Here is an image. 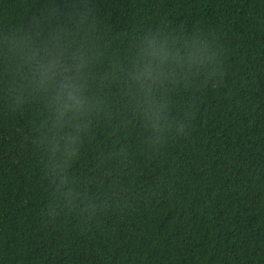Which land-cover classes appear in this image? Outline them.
Wrapping results in <instances>:
<instances>
[{"label":"trees","instance_id":"1","mask_svg":"<svg viewBox=\"0 0 264 264\" xmlns=\"http://www.w3.org/2000/svg\"><path fill=\"white\" fill-rule=\"evenodd\" d=\"M65 2L73 13L77 0ZM90 2L102 55L89 95L106 104L70 169L87 194L71 213L44 215L47 113L33 98L14 108L0 65V264H264V0ZM42 3L0 0V32L27 30ZM157 29L196 33L215 54L162 90L172 134L161 145L107 78Z\"/></svg>","mask_w":264,"mask_h":264},{"label":"clouds","instance_id":"2","mask_svg":"<svg viewBox=\"0 0 264 264\" xmlns=\"http://www.w3.org/2000/svg\"><path fill=\"white\" fill-rule=\"evenodd\" d=\"M97 23L90 0H77L71 14L65 0H43L27 30L0 32V65L10 81L14 108L33 98L43 102L47 113L36 147L43 154V175L53 198L52 206L44 210L49 221L59 211L73 212L87 199L70 169L78 159L90 116L106 104L104 98L89 95L96 80L93 67L102 55L94 44ZM214 55H209L208 46L196 33L181 41L160 29L147 31L139 36L134 54L126 63L115 65L107 78L120 83L151 132V142L161 145L165 133L172 134L162 90L174 85L178 75L203 69ZM185 128L179 123L174 133L183 135Z\"/></svg>","mask_w":264,"mask_h":264}]
</instances>
